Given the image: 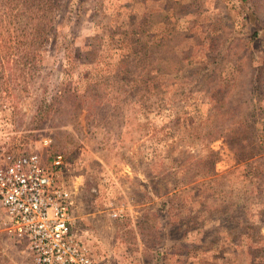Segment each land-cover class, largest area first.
<instances>
[{
    "label": "rangeland",
    "instance_id": "obj_1",
    "mask_svg": "<svg viewBox=\"0 0 264 264\" xmlns=\"http://www.w3.org/2000/svg\"><path fill=\"white\" fill-rule=\"evenodd\" d=\"M27 6L0 0V157L72 193L94 263L264 264V0Z\"/></svg>",
    "mask_w": 264,
    "mask_h": 264
},
{
    "label": "built area",
    "instance_id": "obj_2",
    "mask_svg": "<svg viewBox=\"0 0 264 264\" xmlns=\"http://www.w3.org/2000/svg\"><path fill=\"white\" fill-rule=\"evenodd\" d=\"M0 207V231L13 241L27 239L32 264H95L74 234L72 193L55 184L38 155L0 157Z\"/></svg>",
    "mask_w": 264,
    "mask_h": 264
},
{
    "label": "trees",
    "instance_id": "obj_3",
    "mask_svg": "<svg viewBox=\"0 0 264 264\" xmlns=\"http://www.w3.org/2000/svg\"><path fill=\"white\" fill-rule=\"evenodd\" d=\"M13 1H17V0H13ZM45 1L46 0H25V1L20 0V3L28 5L27 7H31L32 5L39 6L40 4H43Z\"/></svg>",
    "mask_w": 264,
    "mask_h": 264
},
{
    "label": "crops",
    "instance_id": "obj_4",
    "mask_svg": "<svg viewBox=\"0 0 264 264\" xmlns=\"http://www.w3.org/2000/svg\"><path fill=\"white\" fill-rule=\"evenodd\" d=\"M0 232H2V231H0ZM3 233H4V232H3ZM3 233H2V234H3ZM4 234H5V233H4ZM31 264H32V263H31Z\"/></svg>",
    "mask_w": 264,
    "mask_h": 264
}]
</instances>
